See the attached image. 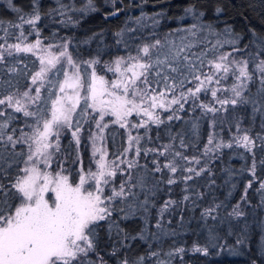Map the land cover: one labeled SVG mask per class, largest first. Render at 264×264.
Segmentation results:
<instances>
[{"label":"snow or ice","instance_id":"snow-or-ice-1","mask_svg":"<svg viewBox=\"0 0 264 264\" xmlns=\"http://www.w3.org/2000/svg\"><path fill=\"white\" fill-rule=\"evenodd\" d=\"M8 3L12 11L17 13L19 21L8 22L11 27L20 29L26 24L34 28L42 19L40 0H32L30 14L22 13L20 8L13 5L12 0H8ZM94 10L93 0H86L81 8L59 3V8L45 15L51 16L55 12L57 15L67 16L69 11L84 13ZM223 12V7L215 8L218 17ZM184 13L185 16L180 19L190 16L194 21L189 27L177 28L174 32L167 33L163 39L156 38L140 43L135 49V55L131 53L117 55L105 61L98 52L95 57L78 63L67 51L71 41L65 40L59 46L61 50L58 55L50 53L46 57H41L39 71L30 77L32 85H36L38 80L43 81L45 75L60 63L61 58L74 69L70 76L64 71L65 79L59 84L61 93H65L66 89H72L74 94L53 100L50 117L39 106L33 111L23 103L26 99L29 103L36 104L41 99L40 87L44 86L43 83L35 89L34 96L30 94L32 89L29 88L19 96L9 93L0 98V106H4L0 108V117L6 116L0 121V264H107L100 254L106 247L112 249L111 253L106 254L116 256L118 252L120 253L119 264H173V260L177 258L183 261V256L188 251L184 247L176 246L164 251L159 245L153 249L152 243L162 241L165 237L179 235L176 228L168 227L172 221L166 220L165 214L172 215L173 210L180 208L190 197L184 195L179 202L165 200L157 210L155 223H152L151 210L156 206L154 198L161 190L162 182L167 185L177 183L174 177L178 171L187 173L180 177V180L187 182L195 180L205 172L210 173V170L205 166L199 168L186 166L200 165V158L195 155L189 157L184 152L175 150L177 140L179 148L189 147L185 142L186 133L183 130L174 134L169 130L170 143L151 149H141L140 141L143 137L132 136L129 133L128 146L120 155H115L109 160L108 153L103 147L102 135L108 125L100 122L104 120L105 115L110 114L116 117L114 122L121 128H128V117L135 112L142 113L151 123L159 126L173 119L181 120L182 117L176 113L183 112L185 104L191 100L189 107L193 111L198 107L202 110V116L211 114L210 123L213 128L217 124V113L221 114L219 123L221 125L225 123L222 114L229 111L228 106H232L233 109L250 106L251 119L255 121L259 116L260 127L264 129V33L249 29L251 37L241 46V41L245 39L244 35L235 32L231 25L217 31L212 23L203 22L205 13L195 4L185 8ZM59 23L69 24L73 23V20L68 16L66 21L62 20ZM4 25L5 22L0 20V29L7 32ZM20 35L23 37L24 33L21 32ZM174 35L175 39L172 38ZM115 36L117 46H128L131 38H125L124 30L115 33ZM208 36H215L217 39L213 43ZM221 36L224 39H220ZM95 38L94 35L89 40ZM89 40H85L84 43H88ZM209 44L212 45V49L207 47ZM226 44L231 46L230 51L220 53L205 63L210 50L223 48ZM40 45L41 40L37 39L34 44H10L6 51L8 56L14 53H31L39 49ZM4 62L5 53L0 51V64ZM81 64L86 66V78L81 74ZM205 67L214 71H211V74L205 73L202 71ZM7 71L18 73L19 69L13 66ZM107 72L113 73L116 79H107L103 74ZM229 75L234 78L230 88L206 87L213 81L219 85L221 79H227ZM6 83L12 86L11 81ZM81 91L85 92L84 106L74 127L73 114L80 106ZM218 91H230L231 96L220 98L217 96ZM16 92H19L18 88ZM209 92L215 103L210 105L200 102V94L207 95ZM145 103L147 107H144ZM216 104L219 107H216ZM172 105L178 107L172 109ZM8 108L14 109V113H22L25 118H31V122L28 120L24 122V127L31 131L25 132L20 129L17 135V129L12 128L9 132L10 122L17 117L14 113L6 115ZM157 108L170 110L171 114L162 119L159 114L152 111ZM93 113L99 114L98 120ZM89 117L95 121V128L98 130L93 134L89 129L87 137L91 141L92 156H98L95 171L91 167L85 170L79 151L80 133L84 131L81 121L88 123ZM233 118L236 120L234 126L237 132H240L242 117ZM132 127H145L147 136V122L133 124ZM63 128H74L71 132L75 149L73 162L80 165L78 181L71 180L70 173L66 174L67 170L59 165V170L54 174L49 171L55 154L61 152L60 135ZM191 134L193 137L198 136V121L192 122ZM217 135L214 132L209 134L203 155L217 152L222 154L223 149L241 147L249 154L247 171L253 178L256 177L258 166L264 169V157L258 161L256 151L259 149L264 154V134L251 135L248 130H244L242 134L227 141L223 138L217 139ZM142 150L145 156L154 152L159 156L170 155L171 158L163 164L154 158L153 167L149 169L147 165H140L136 159ZM129 152H132L133 159L121 158ZM165 170L169 173L166 181L162 176H157ZM224 171L229 176L232 175L231 169L225 168ZM118 172L123 179L116 183ZM252 185L253 180L250 179L240 201L232 207L228 216L232 220H243V225L236 234V245L247 247L251 243L255 225L260 233L257 250L259 257L264 258V215L250 223L244 219L248 213L241 208V204L251 207L253 217L257 216L258 210L264 213V180H260L255 189L260 194L259 202L256 204H252L248 199V189L252 188ZM105 189L108 190L107 194ZM48 193H52V196H48ZM196 195L202 196L201 193ZM219 207L220 205H215L201 212V220L210 240L217 238L216 225H209L208 220L209 218L212 221L218 220L214 213ZM136 220H139L143 227L129 231L128 222L135 223ZM218 223L222 224L224 221ZM178 227L184 229L183 215L179 217ZM228 228L229 234H232L230 222ZM134 241L148 244L149 251L146 255L135 257L127 255ZM191 251L208 255V247L194 245ZM251 264H257V260L253 259Z\"/></svg>","mask_w":264,"mask_h":264},{"label":"trees","instance_id":"trees-1","mask_svg":"<svg viewBox=\"0 0 264 264\" xmlns=\"http://www.w3.org/2000/svg\"><path fill=\"white\" fill-rule=\"evenodd\" d=\"M12 3L15 7L20 8L22 13L30 14L32 11V0H12ZM59 3L65 5L71 4L75 8H81L86 3V0H59ZM59 3H57V0H40L42 19L37 22L34 28L26 24L23 25L24 33L32 37H40L45 42L51 41L57 47L65 40L71 41L67 49L78 63L95 57L98 52L101 53L102 59L105 61L111 60L117 55H127L128 53L135 55V49L140 43L156 38L163 39L167 33L174 32L177 28L189 27L194 22L192 17L188 16L184 19H180V17L185 16V8L192 4H195L197 8L205 13L203 22L212 23L217 31H222L226 25H231L235 32L244 35L245 39L241 41V46L247 43L251 37L249 29L264 33V0H93L94 11L84 13L69 11L67 16H60L55 12L51 16L45 15V13L59 8ZM217 6L224 8L223 14L219 17L215 14ZM113 13L116 14L113 15ZM68 16L72 17L73 23H59L62 20L66 21ZM0 20L5 22V27H8L7 32L0 29V45H4L7 41H4L3 35H11V26L8 22H19L17 13L12 11L8 0H0ZM129 29L132 31H128ZM121 30L125 31L126 39L131 38L127 47L115 44V33ZM94 35L96 38L89 40ZM172 38L175 39L176 36L174 35ZM208 39L214 43L217 37L208 36ZM220 39H224V37L221 36ZM85 40H89V42L84 43ZM207 47L212 49L211 44L207 45ZM2 50V47H0V51ZM230 50L231 46L227 44L223 48L210 50L208 56L205 58V63L207 64L209 60L215 58L220 53ZM194 51H199V49H194ZM4 53L5 62L0 64V98L9 93L19 94L31 88L30 77L41 67L40 57L35 53H14L12 56H8L7 52ZM234 55L238 54L234 53ZM13 66L19 69L18 73L7 71L8 68ZM81 67L84 70L85 65L81 64ZM58 69L61 71L58 72ZM208 70L210 68L205 67L202 71L207 72ZM63 72V62L57 64L55 69L48 72L42 81L44 86L40 88L41 99L36 104H33L31 110L36 111L37 106H39L40 109L44 110L46 115H49L52 101L58 94L59 84L64 75ZM103 74L107 76L109 72ZM7 81H11L12 86H9L6 83ZM232 83H234V78L229 75L227 79H221L219 86L228 89ZM17 88L19 89L18 93L16 92ZM214 88H216L215 85ZM210 96L211 94L209 93L207 95L201 93L199 100L200 102L212 105L215 102L214 98L210 99ZM217 96L220 98L230 97L231 92L218 91ZM190 104L191 100L185 104L183 112L176 113V115L182 117L181 120L173 119L171 122H166L159 126L151 123V121L147 122V136H145V127H132L133 124H137L138 118L136 117H132L128 121V128H121L110 117H104V120L100 123L108 125L104 129L103 134L109 160L113 159L115 155H120L127 147L126 143L129 133L132 136L139 135L143 137L140 141L141 149H151L170 143L169 130L173 134L183 130L186 133L184 137L185 142L189 144V147L179 148L177 140L174 146L175 150L182 151L189 157L193 155L199 157L201 161L200 165L192 164L186 166L196 168L205 166L210 170L211 175L209 172H205L193 181L184 182L180 180V177L181 175H187V173L178 171L174 177L177 179L176 184L167 185L163 182L160 184L161 190L154 198L156 206L151 210L152 223H155L157 210L165 200L172 199L179 202L183 199L184 195H188L190 199L185 201L180 208L174 209L172 215L165 214V219L172 221V224L168 227L176 228L179 235L165 237L162 241L153 242L152 248L155 249L159 245L164 251H167L169 248L182 246L188 250L183 256V261L177 258L173 260V264H251L253 259L257 260V264H264V258L259 257L257 250L260 235L259 230L253 225L254 234L251 243L247 247L236 245V234L242 227L243 220H232L228 216L232 207L240 201V197L250 179L253 180V185L252 188L248 189V199L252 204L259 202L260 194L255 189L258 187L259 181L264 180V169L258 166L256 177L253 178L247 171L250 162L249 154L241 147L223 149L222 154L217 152L203 155V149L207 144L210 133H217V139L223 138L225 141L231 139L233 136L242 134L244 130H248L251 135H255L256 133L264 134V129L260 127L261 119L259 116L256 117L255 121L251 119L250 106L236 107L235 109L232 106H228L229 111L222 114L225 118V123L223 125L219 123L221 114L217 113V124L213 128L210 123L211 114L209 116H202V110L197 107L193 111L189 107ZM83 106L84 103H81L73 116L74 127ZM215 106L219 107L218 104ZM3 107L0 106V108ZM89 111L92 110L89 109ZM8 113H14V109L8 108L6 115ZM170 114L171 111L169 110L164 111L160 116L162 119H166ZM14 115L17 119L10 122L9 132H11L12 128L17 129V135L20 129H23L25 132L31 131L29 128L24 127L25 120L31 122V118L23 117L22 113H14ZM93 115L98 120L99 115L97 113H93ZM234 116L242 117L240 132H237L234 126L236 124ZM5 118L6 116L0 117V121ZM193 121L199 122V134L196 137H193L191 134ZM81 123L85 130L84 133H86L83 135V140L79 147L83 159V167L85 170L89 167L95 170L96 165L92 160L88 145L89 140L87 139L89 129L91 132L97 130L95 128V121L89 117L88 123H83V121ZM138 124H140L139 120ZM73 130L74 128L71 129V131ZM71 131L63 136L60 144L61 152L55 154L51 170L53 172L58 171L59 165L67 170V174L70 173L71 180L78 181V169L80 165L73 162L75 160V149ZM24 147L26 150V146ZM256 151L257 160L259 161V159L264 157V154L259 149ZM121 158L131 160L133 159V154L130 152ZM154 158L163 164L171 157L170 155L159 156L154 152H150L145 156L142 150L140 156L136 159H138L140 165H147L151 169ZM121 167L123 168L124 165H121ZM225 168L232 170L231 176L224 171ZM157 176H162L163 180L166 181L169 173L165 170L162 174H157ZM122 179V175L118 172L115 178L116 183H119ZM213 180L215 181L214 184L212 183ZM232 185H235V187L233 188ZM186 187L187 191H185ZM107 192L108 190L105 189L106 194ZM197 193H201L202 196H197ZM215 205H220L214 213V215H217L218 220L212 221L209 218L208 224L216 225L217 238L210 240L207 229L201 220V212ZM241 208L248 213L244 219H247L250 223L254 219L258 220L261 215H264V213H260L258 210L257 216L253 217L251 207L241 204ZM180 215L184 217L183 230L178 227ZM218 221H224V223L220 224ZM229 222L232 224V234H229ZM138 227H143L139 220H136L135 223L130 221L127 224L129 231H134ZM132 243L133 247L127 253L130 257L146 255L149 251L148 244L143 241H134ZM194 245L208 247V255L191 251ZM111 251V247H106L100 254L107 264H119L120 253L118 252L116 256L106 254L111 253Z\"/></svg>","mask_w":264,"mask_h":264},{"label":"rangeland","instance_id":"rangeland-1","mask_svg":"<svg viewBox=\"0 0 264 264\" xmlns=\"http://www.w3.org/2000/svg\"><path fill=\"white\" fill-rule=\"evenodd\" d=\"M9 4V3H8ZM16 23H19V22H16ZM7 29H8V27H7ZM11 29V35H9V36H7L6 34L5 35H3V38H4V41H7V43H5L4 45H2L3 47H2V51L3 52H7L6 50H7V47H8V45H10V44H15V43H22V45L23 44H25V43H35V41L37 40V39H39V40H41V45H40V48L39 49H36V50H34L32 53H35L36 55H39V57L41 58V57H46V56H48L50 53H52V54H57L58 55V53H59V51L61 50V48L59 47V46H61L64 42H61L59 45H58V47L57 46H55L56 44H54L53 42H51V41H48V42H45L42 38H40V37H32V36H30L29 34H25L24 33V26L22 27V28H20V29H17V28H14V27H11L10 28ZM21 32H23L24 33V35H23V37H21V35H20V33ZM18 37H20L19 39H18ZM49 46H51V47H49ZM67 51H68V49H67ZM69 52V51H68ZM73 57V56H72ZM73 59L74 60H76L74 57H73ZM61 62H63V67H64V71H66L67 73H68V75L70 76L71 74H72V72L74 71V69H72L71 68V66H69V65H67V62H66V60L64 59V58H61V60H60V63ZM59 64V63H58ZM41 65V64H40ZM85 68H86V66L84 67V70H83V68L81 67V74L82 75H84L85 76V78H86V76H87V73L85 72ZM39 71V70H38ZM88 71H90V69L88 70ZM211 71H214V70H208L207 72H205V73H208V74H211ZM48 74V73H47ZM46 74V75H47ZM46 75H45V77H46ZM106 76V75H105ZM108 76V77H107ZM106 76V78L107 79H109V80H113V79H116V76L113 74V73H111V72H109V75H107ZM65 79V76L63 75V78H62V81H61V83L63 82V80ZM42 83V81H37V84L36 85H31L32 87H31V89H32V91H31V95H35V89L37 88V87H39L40 86V84ZM214 85H215V87L216 88H219V89H224V87H221V86H219V85H217L216 83H215V81H213V83L212 84H210V85H206V87L207 88H209V89H214ZM192 85H189V87H191ZM41 88V87H40ZM27 91V90H26ZM23 93V92H22ZM21 93H19V94H16L17 96H19ZM74 93H73V91H72V89H66L65 90V93H61L60 91H59V89H58V94H57V96L55 97V99H57L58 97H61V96H65V95H67V96H71V95H73ZM209 94H210V92H209ZM85 95V92L84 91H81V101H80V105H81V103H84V99H83V96ZM212 96H210V99L212 100ZM54 99V100H55ZM23 103H25V105L31 110L32 109V106H33V104H31V103H29L26 99L25 100H23ZM65 103L67 104L68 102L67 101H65ZM148 105H147V103H145L144 104V107H147ZM174 107H176V105H172L171 106V108H174ZM52 108V107H51ZM78 109V108H77ZM77 109H76V111H77ZM152 111H154L155 113H157V114H161V113H163L164 111H166V110H164V109H160V108H157V109H153ZM75 114V113H74ZM74 114H73V116H74ZM98 114V113H97ZM50 115H51V111L49 112V117H50ZM99 115V114H98ZM105 117H110L111 118V120L114 122L115 120H116V117L115 116H112V115H105ZM132 117H136V118H138V120H139V123L141 124V123H143V122H149V119H148V117L147 116H145V115H143L142 113L141 114H137V113H133L130 117H128V121H130L131 120V118ZM138 120H137V124H138ZM115 123V122H114ZM116 124H118V123H116ZM119 125V124H118ZM120 126V125H119ZM71 131V129H67V128H63L62 130H61V135H60V144H61V140H62V138H63V136L65 135V134H67V133H69ZM97 131L98 130H94L92 133L93 134H96L97 133ZM72 132V131H71ZM85 132V130L84 131H82L81 133H80V136H81V142H82V140H83V135H85L86 133H84ZM129 133V132H128ZM102 135L104 136V134L102 133ZM105 139V138H104ZM88 145H89V149H90V154H91V156H92V147H91V141L89 140L88 141ZM99 146V145H98ZM126 146H128V141H127V143H126ZM81 147H82V145H81ZM103 147L106 149V146H105V143H104V140H103ZM83 148V147H82ZM107 151V150H106ZM108 153V152H107ZM130 153V152H129ZM128 153V154H129ZM127 154V155H128ZM98 158V156L97 157H93L92 156V160L94 161V164L96 165L95 167L97 168V164H96V159ZM108 159H109V157H108ZM42 167H43V165H42ZM96 168H95V170H96ZM95 170H93V171H95ZM49 171H51V172H53L51 169H49ZM55 172H53V174H54ZM67 174V173H66ZM48 196H52V193H48Z\"/></svg>","mask_w":264,"mask_h":264}]
</instances>
